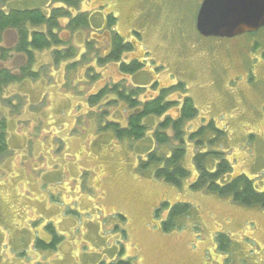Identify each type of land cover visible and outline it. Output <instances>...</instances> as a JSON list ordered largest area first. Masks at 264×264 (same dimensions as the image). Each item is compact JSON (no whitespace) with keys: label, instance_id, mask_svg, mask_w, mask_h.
<instances>
[{"label":"rangeland","instance_id":"obj_1","mask_svg":"<svg viewBox=\"0 0 264 264\" xmlns=\"http://www.w3.org/2000/svg\"><path fill=\"white\" fill-rule=\"evenodd\" d=\"M11 1L16 9L45 15L58 7L51 0H0V6L8 8ZM200 3L83 0L79 10L95 15L100 33L106 15L113 14L111 30L133 43V51L98 66L109 31L97 37L94 28L80 30L75 59L53 65L51 50L37 51L31 65L37 78L4 88L0 122L6 125L8 151L0 156V264H114L126 258L133 264H264V208L189 189L197 151L189 135L210 121L225 132L213 149L231 163L230 177L244 174L257 190L264 189V29L255 36L201 39L194 26ZM91 37L99 40L98 49L85 52ZM15 42L12 32L0 36L2 49ZM134 59L143 61V69L122 74L119 64ZM3 64L14 74L27 66L13 52ZM113 83L125 91L140 87L142 101L183 84L167 97L181 101L186 94L197 111L184 126L183 165L190 175L181 187L156 179L153 168L139 169L146 150L154 148V129L139 142L99 130L98 122H124L128 112L119 102L106 104L113 95L88 103L90 95ZM179 105L168 114L175 117ZM171 147L161 151L168 154ZM180 202L191 205L198 227L181 217V228L164 233L161 221ZM163 203L168 207L160 209ZM49 225L61 241L54 250L36 248L37 237L49 244ZM217 232L229 236V251L217 249Z\"/></svg>","mask_w":264,"mask_h":264},{"label":"trees","instance_id":"obj_2","mask_svg":"<svg viewBox=\"0 0 264 264\" xmlns=\"http://www.w3.org/2000/svg\"><path fill=\"white\" fill-rule=\"evenodd\" d=\"M82 1L51 0L53 4L59 3L61 7L49 10L48 15H45L40 9H16L12 5L13 1L8 3V8L4 5L0 6V36L9 32L16 36V42L12 49L0 48V61L2 62H0V98L5 87L20 83L25 79L37 78L36 73L31 71L34 52L51 50L54 65L75 59L77 49L74 39L75 34L80 30L93 33L92 28H94L97 31L94 30L93 34L96 33L97 37H103L105 31H109L107 37L105 36L107 52L105 56L98 55L96 59L98 65L118 62L124 53L133 51V43L111 30L116 21L112 14L105 17L103 28L105 31H103L104 34L100 33L98 31L100 27L93 24L95 15L79 10ZM101 23H103L102 20ZM39 27H45V30L40 31ZM99 43L98 39H92V37L91 40L87 39L84 44L85 52L89 49H98ZM11 52L24 56L26 60L27 66L21 68L18 74L12 73L3 64L9 59ZM118 68L122 74L132 75L143 69V63L134 59L128 63L121 62ZM183 87L182 83H178L175 86L161 88L155 97L141 101L138 99L142 90L140 87L125 91L121 85L113 83L110 87L105 86L99 89L88 98V103L94 105L100 103L107 96L113 95L115 99H109L106 104L119 102L127 108L128 112L124 115V122L119 119L105 120L102 124L98 122L99 130L112 132L114 138L119 141H142L148 129H154L152 132L154 148L146 150V157L140 161L139 169L145 171L148 168H153L156 179L177 188L181 187L190 175L183 165L184 126L187 121L194 119L197 115L192 100L186 94L181 101L167 99L171 93L177 89L183 90ZM178 105L177 115L175 117L169 115V111ZM5 129V123L0 122V156L8 151ZM224 135L223 129L218 128L213 121L201 124L190 133L189 141L194 143L197 151L193 156L195 179L189 185V189L195 192L205 191L219 197H228L232 202L241 206L264 208V189L257 190L254 182L244 174L230 177L231 163L219 148L213 149L217 145L216 141L222 139ZM170 144L174 147L168 149V154L161 151V147L168 148ZM206 144L209 148L203 149ZM167 207V203H163L160 209ZM181 217H188V220L194 222V225L198 227L191 205L180 202L173 204L168 209L166 219L160 223L161 231L169 233L181 228L179 220ZM118 218L122 221L125 220L122 215H119ZM46 228L52 237L49 244H44L42 240L40 241L42 238L37 237L34 245L36 248L54 250L61 238L54 235L50 225ZM214 238L218 250L224 252L230 250L231 241L227 234L217 232ZM114 264H133V260L126 258L124 261H117Z\"/></svg>","mask_w":264,"mask_h":264},{"label":"water","instance_id":"obj_3","mask_svg":"<svg viewBox=\"0 0 264 264\" xmlns=\"http://www.w3.org/2000/svg\"><path fill=\"white\" fill-rule=\"evenodd\" d=\"M264 27V0H202L195 29L203 38H234Z\"/></svg>","mask_w":264,"mask_h":264},{"label":"flooded vegetation","instance_id":"obj_4","mask_svg":"<svg viewBox=\"0 0 264 264\" xmlns=\"http://www.w3.org/2000/svg\"><path fill=\"white\" fill-rule=\"evenodd\" d=\"M126 40H127V39H126ZM129 42H130V41H129ZM256 46H257V44H255V47H256ZM142 63H143V61H142ZM98 66H100V65H98ZM233 79H235V78H233ZM104 87H105V85H104L103 87H101V88H104ZM101 88H100V89H101ZM133 88H135V87H131V89H133ZM141 91H142V90H141ZM141 91H140V93H142ZM139 100H140V99H139ZM141 101H142V100H141Z\"/></svg>","mask_w":264,"mask_h":264},{"label":"bare ground","instance_id":"obj_5","mask_svg":"<svg viewBox=\"0 0 264 264\" xmlns=\"http://www.w3.org/2000/svg\"><path fill=\"white\" fill-rule=\"evenodd\" d=\"M57 33V32H56ZM120 108V107H119Z\"/></svg>","mask_w":264,"mask_h":264}]
</instances>
